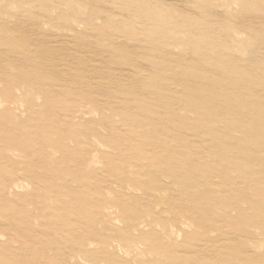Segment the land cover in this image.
Wrapping results in <instances>:
<instances>
[{"label": "rangeland", "instance_id": "rangeland-1", "mask_svg": "<svg viewBox=\"0 0 264 264\" xmlns=\"http://www.w3.org/2000/svg\"><path fill=\"white\" fill-rule=\"evenodd\" d=\"M0 264H264V0H0Z\"/></svg>", "mask_w": 264, "mask_h": 264}, {"label": "bare ground", "instance_id": "bare-ground-1", "mask_svg": "<svg viewBox=\"0 0 264 264\" xmlns=\"http://www.w3.org/2000/svg\"><path fill=\"white\" fill-rule=\"evenodd\" d=\"M134 191V190H133ZM166 193V192H165ZM168 193V192H167ZM173 194H174V192L173 191H171V194H170V197H172L173 196Z\"/></svg>", "mask_w": 264, "mask_h": 264}]
</instances>
